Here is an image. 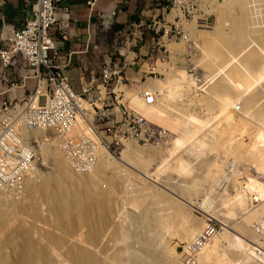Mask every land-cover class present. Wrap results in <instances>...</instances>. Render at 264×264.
Wrapping results in <instances>:
<instances>
[{
    "label": "bare ground",
    "instance_id": "bare-ground-1",
    "mask_svg": "<svg viewBox=\"0 0 264 264\" xmlns=\"http://www.w3.org/2000/svg\"><path fill=\"white\" fill-rule=\"evenodd\" d=\"M229 1L236 3L240 11L232 21L231 34L222 36L223 32L220 27L196 26L194 28V24L187 33L188 39L191 36H197V32L203 35H201L200 44L195 42L194 46L202 52L204 60L201 64L209 72L208 81H212L206 95H201L196 100L193 96L187 97V103L183 102L185 101L183 98L187 96L186 91L190 89V84L194 83L195 79L182 69L176 68L172 73L165 72L164 80L156 79L155 76H153L154 78L148 77L143 82L130 78L133 81V83L131 82L132 91H130L131 89L128 91L132 95V100L141 103L138 98H134L135 90L141 88L155 89L158 94L164 95L162 99H165V102H159L165 103L164 108L162 104L158 106V103L155 107L153 104L145 106L141 103L140 107L143 113L158 118L167 126L178 128L168 142L169 147L166 148L165 154H160V149L157 148L159 146L143 147L139 142L138 144L128 141L124 143L120 157L112 158L102 151L94 165L95 168L93 166L94 169L92 168L88 172H76L69 168L64 161L54 133L49 130H40V128L30 130V137L36 138L40 151V154H32L31 164L37 172H40V176L27 181L24 192L19 197L0 193V209H2L3 201L11 200L14 203L11 208L7 209L5 206L3 207L5 211L0 212V234L2 236L0 238V264H106L104 263L106 256L103 258L99 253L97 255L94 251V244L98 239H101L98 237L100 216L102 215L105 221L110 218L112 212L109 204L112 189L110 186L105 189L100 187L97 172L111 165L118 171L131 172L125 166L126 162L145 169L152 165L151 169L154 171L147 173L148 181L145 179H143L144 183L139 181L143 186L138 188V195L145 199L153 193L157 185L169 190L160 183L157 176L168 168L176 170V173L187 170L188 166L184 169L183 164L185 163H182V158H180L181 148L183 149L187 142L204 144L199 135L200 131L207 128L209 124L206 126L207 120L200 119L199 113L197 116L193 110L188 111L189 105L195 101H197L195 104H200L201 107L205 106L207 110H210L212 106H217L220 114L217 117L224 115L227 121L234 113L242 116V127L237 126L239 132L230 136L225 143L237 155V158L248 162L253 165L256 171L264 174V97L262 94L264 91H261L262 88L264 89V84L260 88L257 87L264 80V8L259 7L261 4L264 5V0ZM246 30H254L257 34L248 39L244 35ZM128 44L129 46L126 43L120 48H116V52H120V55L125 54L126 47L134 46L131 42ZM250 44L252 46H249ZM182 46H184L182 42H174L168 45V49L172 53L180 52L183 50ZM222 46L227 48L228 52H224ZM225 57H227L226 61ZM224 65L229 68L223 70ZM156 68L159 70L157 66ZM175 74L177 77L174 76ZM137 83L139 84L137 85ZM129 99L130 97L127 104L138 110L130 105ZM159 107L163 109L160 108L162 110L158 111L156 108ZM206 117L208 116L206 115ZM234 117L232 118L234 119ZM45 148L49 149L47 159L50 172L44 171L47 160L43 155ZM230 171L236 183L233 185V192L230 195L231 202L228 203V211L232 210L233 206L240 208V220L238 219L239 221L231 226L224 223V227L218 222L220 228L212 230L205 243L192 258V260L195 259L194 264H264V258L254 250L252 244V242L261 240L254 234V225L257 223L262 226L264 223V181H260L249 170L241 173L237 170ZM242 173L244 179L240 181L237 177ZM26 187L29 188V193L35 195L37 193L46 201L47 216L40 217L36 202L29 198L26 199ZM139 196L131 198L130 206L134 210L136 209L135 211H139L136 215L134 214L135 221L140 218L146 220L141 233L149 232L151 237L148 236L152 239L151 243L148 241L146 244L150 247H145L144 243L142 244L141 237L138 236L141 235L139 232L136 238L115 248L112 257L109 256L113 260L109 261L110 259L107 258L109 260L106 259V261L121 264L124 258L127 260L126 264H185L182 261L186 254L185 246L190 241L194 242L208 225V223L205 225L204 220L188 218L187 207L197 208V206L181 195L175 194L173 199H170L169 196L162 194L163 201L168 205L167 208L156 214L153 210L143 208L144 201L141 202ZM180 200L183 201L180 202ZM168 208L170 211H167ZM202 212L206 217L213 218L204 210ZM147 214L150 215L148 221L150 224L147 223ZM24 215H28L31 220H25ZM12 218L18 220L16 225L12 222ZM40 218L47 221V224L44 222L46 227L39 223L35 225V221ZM117 225L114 232L112 231L113 240H117L116 235L121 230V225ZM260 225L256 226L259 230L261 229ZM38 229L43 232L37 233ZM124 231L126 235L130 233H128V229ZM101 232L103 233V231ZM104 237L106 238V235ZM172 237L180 240L181 244L185 242L181 254H177L174 247L170 245L169 239ZM115 242L117 244L118 240ZM259 245L264 247V240ZM139 246H144L143 250L139 249ZM149 250L152 255H148ZM162 252L166 254L165 257L161 256Z\"/></svg>",
    "mask_w": 264,
    "mask_h": 264
},
{
    "label": "built area",
    "instance_id": "built-area-1",
    "mask_svg": "<svg viewBox=\"0 0 264 264\" xmlns=\"http://www.w3.org/2000/svg\"><path fill=\"white\" fill-rule=\"evenodd\" d=\"M84 1L88 7H93L97 0ZM66 2H25L21 26L0 21V193L4 195L21 196L26 182L40 176L31 164L32 154H40L36 138L30 137L33 128L56 135L64 161L76 172L91 170L102 151L117 156L125 142H139L143 147L158 146L168 143L173 136L167 128L127 104L128 90L133 83L129 76L138 70L139 81L143 82L159 75L155 62L144 66L142 62L130 74H126L125 69L134 61L126 63L124 59L122 63H103L97 73L83 69L81 91L72 90L64 74L70 66L72 52L58 49L55 40L56 37L61 41L68 39V27L73 19ZM211 4V0H159L161 13L158 16L146 21L149 16L143 15L139 22L129 24L118 33L120 47L127 42L135 45L141 40L144 32L138 27L142 24L147 31L154 32L151 46L158 52L162 47L166 50L165 40H187L183 22L200 21L203 25L211 20L212 13L207 12ZM98 16L103 15L98 13ZM166 57L159 54L153 59L161 61ZM28 80L31 81L29 87L26 86ZM157 94L155 89L141 88L135 90L134 98L149 106L155 102ZM234 165L237 164L233 159H228L226 172ZM221 181L211 183L209 193L219 192ZM205 218L207 227L194 242L185 246L186 254L182 258L185 264H194L192 258L208 235L220 228L215 218ZM259 225L255 223L253 233L261 240L252 244L264 258V247L259 245L264 240V223L260 230L256 227Z\"/></svg>",
    "mask_w": 264,
    "mask_h": 264
},
{
    "label": "rangeland",
    "instance_id": "rangeland-1",
    "mask_svg": "<svg viewBox=\"0 0 264 264\" xmlns=\"http://www.w3.org/2000/svg\"><path fill=\"white\" fill-rule=\"evenodd\" d=\"M211 3L212 4L210 5V9L207 10V12L212 13L211 20L208 22V24L202 25V24H200V21H194L193 23L183 22L182 29L184 30L185 34L188 33L189 28L193 24H194L193 26H195L194 28H196V26H198V27L206 26L209 28L214 27V26L220 27V29H222V32H223L222 36L231 34V29L233 27L232 21L239 15V13H240L239 7L236 5V3H231L229 0H211ZM259 7L261 9H263L264 5L261 4ZM256 34L257 33L254 30H246L244 33V35L248 39L253 38ZM196 35L197 36H191L190 37L191 39L190 38L188 39L189 36L187 34V40H185L183 38L171 39L169 41L165 40L164 43H165L166 50L162 47V48H159L160 52H158L156 47L153 48L151 46L150 41H149V40H151V37H155L154 32L152 30H148L145 34L141 35L142 38L137 44H135L134 46L128 47V48L126 47L127 52L125 54L120 55V54H118V52L115 51V54H113V57H114L113 62L114 61L115 62L123 61V59L126 61V63H130L131 61H134L133 64L127 65V68H129L131 71H132V69L136 70L135 68H137L142 62L144 63L145 60L146 61H145L144 65H146L148 62H155L159 71H161V74L158 76H155V77H156V79H161V80H164L165 72H167V71L172 73V71L174 72L176 68L186 71V73L188 75H192V77H194V79H195V82H194L195 85H194V83H191L195 87H193L190 84V89L188 91H186L187 96H185L183 98V99H185V101H183V102L187 103V101H186L187 97L189 98V97L193 96L194 99L196 100L201 95H203V96L206 95L209 92L210 87L212 85V81H210V82L208 81L209 72L201 64L202 60H204L203 54L199 49H197L194 46L195 42L200 44V40H201L203 35L198 33V32L196 33ZM222 36H219V37H222ZM113 38H114V36H112L110 38V40L112 41ZM119 40H120V38H117V40L113 42L114 47L120 48V43H119L120 41ZM174 42H182V45H184V46H182L183 50L180 52L172 53L168 49V45L170 43H174ZM251 43H253V42H251ZM127 46H129L128 42H127ZM249 46H252V44H250ZM222 50L224 52L225 51L228 52L227 48H225L224 46H222ZM159 54H164L167 57L161 61L153 59L154 57H157V55H159ZM226 60H227V57H225V61ZM221 62H223V61H221ZM223 68H224L223 70H226L229 67L224 65ZM138 74H137V76H133L132 79L139 81ZM174 76H176V74ZM152 78H154V77H152ZM171 78H173V77H171ZM138 84L139 83H137V85ZM262 84H264V80L261 81L257 85V87L260 88ZM131 91H132V89H131ZM261 91L263 92L264 89L262 88ZM129 93L130 92L128 91V95H130L129 96L130 97V99H129L130 105L134 106L140 112H142L141 107H140L141 103H139L136 100H132L133 99L132 95ZM190 93H192L191 96H188ZM186 94H184V95H186ZM262 94L264 97V92ZM162 97L164 98L163 94L162 95L157 94V98L155 99V101L157 99H159L160 101L157 100L156 103H153L154 107L157 106L158 104H159L158 106H160V104H162L163 108H164L165 103H163V102L159 103V102L165 100V99H162ZM41 103H42V100H41ZM195 103H197V101L193 102L192 105H189L188 111L190 112V110H193V113L196 112L195 113L196 115L199 113L200 115L199 116L197 115V116L200 117V119L202 118V120H205V121L207 120L206 126L209 124V126H208L209 128L205 127L204 130H201L202 132L200 131L199 137L201 138L200 140H202V142H204L203 145H198V143H196V142H193V143L187 142L186 146L183 147V149L181 148L180 158H182V163L183 162L185 163V164H183L184 169L188 166L187 170L185 169L184 172H182V173L181 172L176 173L175 172L176 170L173 171L172 169L168 168L169 170L167 169V170L163 171L164 173L162 172L161 175L159 174L157 176V179L160 181V183H162L167 188H169L170 191L166 188H163V187L157 185V186H155L156 188L153 191V193L150 196L146 197L145 199L138 195V192H137L138 188H141L143 186V184H140V182L144 183L143 179L148 181L146 178L147 173L154 171L153 169H151L152 165L150 167H148L147 169H145V168H140L139 166H136L131 162H126L125 166L131 172L118 171L112 165L110 167L109 166L104 167L99 172H97V178H98L97 180L99 182L100 187L102 189H105L106 187L110 186L112 189V196H111L110 203H109L110 208L112 209V212L110 213V218H107L105 221L103 219V216L102 215L100 216V218L98 220V224L100 227L99 228L100 232H99L98 237L101 239H98L94 244L95 253L97 255L101 254L100 257H103V258L106 256V258H104L105 259L104 263L110 264L111 262H109V261H111L113 259H110L109 256L112 257V254H113V251L115 250V248L129 242V240H131L133 238H136L137 234L139 232L141 233V230L143 229L144 224H146V222H145L146 220H144L142 218H140L136 221L134 220L135 219L134 214L136 215L139 211H135L136 209L134 210V208H132L130 206V204H131L130 200H131V198H134L136 195L139 196L141 202L144 201L142 203L143 208H148L150 210H153V211H155L156 214L158 212L160 213L162 209L167 208V205H168L167 202L163 201L164 197H161L162 194L169 196L170 199L171 198L173 199V196H175V194L181 195L186 200H189L192 203H194L198 208L197 209V208H193V207H191V208L187 207L188 218L192 217L195 219L204 220L205 225H206L208 219L205 218L206 216L202 212V210H204L206 213L212 215L213 218H215V220H217V222H219L224 227L225 226L224 223L225 224L228 223L230 226L232 224H236L240 220V216H241V210L238 207L233 206L232 210L228 211V208H229L228 203L231 202L230 195L233 192V185L236 183V180L230 174V172H231L230 170H237V172H240V173L241 172H247L249 170V172H251V174H253L254 176L258 177V179L260 181H264V174L263 173H259L258 171H256V169L253 167V165L248 164V162H244V161L240 160L239 158H237V155L235 153H233L230 150V148L227 147V144L225 143V142H227V140L229 139L230 136L236 135L237 132H239V128H241L242 124H243L242 116L238 113H234V115H232V117L235 116L234 117L235 122H233L234 119L232 117L230 118L231 120L230 119L228 120L229 121L228 122L226 120V118L224 117V115H223V117L222 116L217 117L218 115H220L219 111H218L219 109L217 106H212V107H210L211 108L210 110H207L205 106L201 107L200 104H195ZM160 108H162V107H159L156 109L158 111H161L163 108L162 109H160ZM205 111H208V112H206L207 114L205 113ZM209 111H210V113H209ZM143 114L147 118H149V120L153 121L154 123H157L159 125L164 126L165 128H168V130L172 133V135L175 134L178 130V128L170 127V126H167L165 123L160 122L159 119L154 117V116L151 117L148 114H145V113H143ZM206 115L208 117H206ZM210 116H211V118H210ZM215 117L218 119H216ZM208 119H210V120H208ZM214 123H217V124H214ZM231 124H233V125H231ZM232 126H233V128H232ZM237 126L239 128H237ZM223 127L224 128L226 127V128L224 129ZM230 130H232L233 132ZM234 131H235V134H234ZM223 138L225 141L223 140ZM158 146L159 147H157V146L156 147L158 149H160V154H165L166 148L169 147V143L158 145ZM151 147H154V146H151ZM123 148L124 147L122 146V148L119 150L117 156H115V155H110V156L112 158L113 157H115V158L120 157V153H121ZM228 148H229V150H228ZM43 151H44L43 155L47 159L48 155H49V152H48L49 149L45 148V149H43ZM232 158H233V162L236 163L238 166L234 165L232 168L229 169L230 172L228 171V173H227L226 169H225L226 161L228 159H232ZM48 162L49 161L47 159L45 162V165H44V169H45L44 171L50 172L51 170L48 168L49 167ZM186 163H188V164H186ZM175 165H176V163H175ZM236 166H237V168H236ZM94 168H95V166H94ZM221 168H222V170H221ZM182 174H184V175H182ZM243 176L244 175L242 173V174H240L239 177H237V176L236 177L238 178V180L241 181L244 179ZM220 179H222L223 182L221 181L222 183L219 187V192H217L215 194L212 192L209 193L208 186L211 183H213L215 180H220ZM28 187H26L27 189L25 192L26 199L29 198L31 201L36 202V206L38 208V212L40 214V217L47 216L46 201L43 199L42 196H38L37 193H36V195L29 193L30 191H29ZM206 189H207V191H205ZM171 191H173L175 194ZM182 201L183 200H180V202H182ZM13 204L14 203H12L11 200L10 201L9 200L3 201L2 209H0V212L5 211V209H3V207L6 206V208L8 209V207L11 208V206ZM167 211H170L169 208ZM119 213H121V214H119ZM155 213H153V214H155ZM146 216H147V223H148L150 215L147 214ZM24 218H25V220H31V218L28 215H24ZM41 220H42V218L35 221V225L39 223L40 225L43 224L42 226L46 227V225H44V222H46V224H47V221H45V220L41 221ZM17 221H18L17 219L12 218V222L15 225H16ZM112 222L114 223V225ZM117 224L121 225V230H120L121 233L119 231L117 234L119 236L116 235V239L118 240V242L116 244L115 241H117V240H115V239L113 240L112 236H113L114 228H116ZM148 224H150V223H148ZM127 229L129 230L128 233L130 232L128 235H126L125 231H124V230L127 231ZM101 231H103V233ZM42 232H43L42 230H39V229L37 230V233H42ZM104 234L106 235V238L104 237L105 236ZM141 235L139 234L138 236H139V238L141 237L142 244L144 243L145 247H150V246H148V244H146L148 241L150 242L152 239V238H149V236H150L149 232L148 233L147 232L141 233ZM74 236H75V234H74ZM1 237L2 236L0 234V238ZM72 237H73V235H72ZM99 241L102 245L99 243ZM169 242H170V245H172L174 247L176 253L181 254V241L178 240L176 237H172L169 239ZM184 243L185 242H182V245ZM98 245H100L101 247L99 246V248H98ZM143 247L139 246L138 248L139 249L141 248L143 250ZM103 253H105L104 256H103ZM148 253H149L148 255H152L150 250ZM164 255H166V254H164V252H162L161 256L165 257ZM107 258H109L110 260ZM106 259L109 261H106ZM122 261L123 262L121 264L127 263L126 262L127 260H125L124 258L122 259ZM112 262H114V261H112ZM111 264H115V263H111Z\"/></svg>",
    "mask_w": 264,
    "mask_h": 264
},
{
    "label": "crops",
    "instance_id": "crops-1",
    "mask_svg": "<svg viewBox=\"0 0 264 264\" xmlns=\"http://www.w3.org/2000/svg\"><path fill=\"white\" fill-rule=\"evenodd\" d=\"M30 1L32 0H0V21L2 19L16 27L21 26L25 15L24 4ZM66 1L69 15L73 19L68 27V39L61 41L56 37L55 40L58 49L72 52L70 66L64 74L72 90L77 93L81 91L83 69L97 73L103 63L114 60L116 47L113 42L119 32L129 24L139 22L143 15L149 16L145 19L148 21L151 16L161 13L159 0H97L93 7H88L84 0ZM98 13L103 16L99 17ZM138 29L144 34L147 32L142 24ZM112 36L114 38L111 41ZM125 72L130 74L133 69L131 71L126 67ZM137 74L135 71L129 78ZM26 86H31L30 80L26 81Z\"/></svg>",
    "mask_w": 264,
    "mask_h": 264
}]
</instances>
